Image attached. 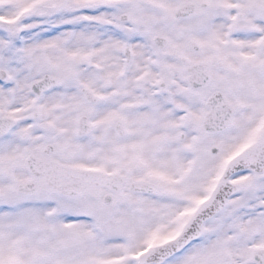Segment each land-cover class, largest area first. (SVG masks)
<instances>
[{
    "label": "snow or ice",
    "instance_id": "snow-or-ice-1",
    "mask_svg": "<svg viewBox=\"0 0 264 264\" xmlns=\"http://www.w3.org/2000/svg\"><path fill=\"white\" fill-rule=\"evenodd\" d=\"M0 264H264V0H0Z\"/></svg>",
    "mask_w": 264,
    "mask_h": 264
}]
</instances>
